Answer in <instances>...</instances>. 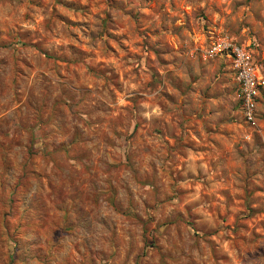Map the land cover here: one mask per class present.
<instances>
[{
    "label": "clouds",
    "instance_id": "1",
    "mask_svg": "<svg viewBox=\"0 0 264 264\" xmlns=\"http://www.w3.org/2000/svg\"><path fill=\"white\" fill-rule=\"evenodd\" d=\"M0 264H264V0H0Z\"/></svg>",
    "mask_w": 264,
    "mask_h": 264
}]
</instances>
